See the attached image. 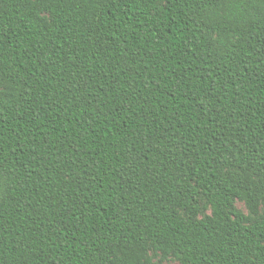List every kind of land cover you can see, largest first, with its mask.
Wrapping results in <instances>:
<instances>
[{
  "label": "trees",
  "instance_id": "obj_1",
  "mask_svg": "<svg viewBox=\"0 0 264 264\" xmlns=\"http://www.w3.org/2000/svg\"><path fill=\"white\" fill-rule=\"evenodd\" d=\"M172 260L264 264V0H0V264Z\"/></svg>",
  "mask_w": 264,
  "mask_h": 264
},
{
  "label": "rangeland",
  "instance_id": "obj_2",
  "mask_svg": "<svg viewBox=\"0 0 264 264\" xmlns=\"http://www.w3.org/2000/svg\"><path fill=\"white\" fill-rule=\"evenodd\" d=\"M237 205H238V207L240 208V209H242L244 212H246L247 213V208L245 207V205H244V203L243 202H237ZM170 263H173V264H175L176 262L175 261H170Z\"/></svg>",
  "mask_w": 264,
  "mask_h": 264
}]
</instances>
